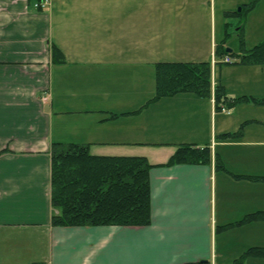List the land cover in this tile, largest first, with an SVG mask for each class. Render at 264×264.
I'll return each instance as SVG.
<instances>
[{
    "label": "crops",
    "instance_id": "obj_1",
    "mask_svg": "<svg viewBox=\"0 0 264 264\" xmlns=\"http://www.w3.org/2000/svg\"><path fill=\"white\" fill-rule=\"evenodd\" d=\"M31 1L0 0V264H230L237 251L219 240L217 226L241 217L242 202L217 193V142L208 145L209 164L165 165L181 143L171 140L181 121L165 108L176 95L125 115L106 106V76L206 60L215 0H50L42 9ZM53 44L63 62L52 60ZM185 46L190 52H181ZM180 53L191 60H178ZM121 116L127 123L116 125ZM52 142L85 145L92 160L115 164L145 156L151 222L59 223ZM246 259L264 264V257Z\"/></svg>",
    "mask_w": 264,
    "mask_h": 264
},
{
    "label": "rangeland",
    "instance_id": "obj_2",
    "mask_svg": "<svg viewBox=\"0 0 264 264\" xmlns=\"http://www.w3.org/2000/svg\"><path fill=\"white\" fill-rule=\"evenodd\" d=\"M249 1L252 0H215L214 10L210 14V41L203 43L201 51V56H205L211 63L213 79L223 85L229 99L247 96L248 100L235 102L232 99L229 103H222L219 109L215 106L213 90L209 96L181 92L175 94L165 107L169 118H179L181 121L179 136L171 137L172 141L179 140L180 144H188L187 141L199 144L208 142L205 144L210 146L217 142L214 159L217 156L223 165V169L215 168L218 170L217 193L219 196L227 195L242 202L235 209L236 216L242 213L241 217L219 225L217 229L221 233L219 240L222 243L229 242L230 247L237 251V256L249 248L250 242L264 245V103L250 99L264 98V65L224 62L225 58L237 60L236 54L264 40V0H257L243 18L237 14L226 15L228 11H241L238 10L239 7ZM236 2L242 3L239 5ZM30 4L42 9L50 5V0H33ZM239 24H243L242 31L238 29ZM213 31L215 36L212 44ZM218 46L232 51L233 54L215 57V47ZM184 50L181 52L188 53L190 47L185 46ZM180 54L177 55L180 56L178 60H191L187 59L190 55ZM155 63L141 65L142 70L138 74L106 76L108 110L115 111L117 116L125 115L127 113L120 112L131 110L135 105L140 104L137 107L139 108L153 102L151 99L155 95ZM148 96L151 98L147 99ZM165 97L169 96L160 99ZM127 119L126 116H121L115 121L116 125L126 124ZM259 211L260 216H263L260 219L234 224L246 214ZM257 222L262 223L257 227L250 226ZM224 225L227 226L223 227ZM246 258L242 264H246Z\"/></svg>",
    "mask_w": 264,
    "mask_h": 264
},
{
    "label": "trees",
    "instance_id": "obj_3",
    "mask_svg": "<svg viewBox=\"0 0 264 264\" xmlns=\"http://www.w3.org/2000/svg\"><path fill=\"white\" fill-rule=\"evenodd\" d=\"M256 1L244 3L240 7L241 11H228L226 15L237 14L243 18ZM238 29L242 31L243 24H239ZM215 48V57L233 54L221 46ZM51 52L53 61H64L63 53L56 45L51 46ZM236 56L237 60L229 62L263 66L264 40L250 49H243L242 53ZM211 76V63L208 60L158 61L155 63V95L151 100L181 92L209 96L213 90L215 106L220 109L222 103H229L233 98L229 99L225 94L222 84L212 85ZM250 99L264 103V98ZM233 100L239 102L248 98L241 96ZM50 156L56 181V187L52 191L53 204L61 208L59 223L66 225L117 223L142 227L151 222L149 170L152 164L145 156H131L127 158L128 164L125 162L126 158H117L120 162L115 164L116 158L111 157L92 160L85 145L62 142H52ZM211 158L208 145L198 147L192 144H179L165 165L209 164ZM214 162L216 169H223L222 162L217 156ZM259 213L260 211L246 214L234 224L260 219L263 216ZM249 256L264 257V246L249 247L230 264H242Z\"/></svg>",
    "mask_w": 264,
    "mask_h": 264
},
{
    "label": "built area",
    "instance_id": "obj_4",
    "mask_svg": "<svg viewBox=\"0 0 264 264\" xmlns=\"http://www.w3.org/2000/svg\"><path fill=\"white\" fill-rule=\"evenodd\" d=\"M230 59L229 58H225L224 62H229Z\"/></svg>",
    "mask_w": 264,
    "mask_h": 264
},
{
    "label": "water",
    "instance_id": "obj_5",
    "mask_svg": "<svg viewBox=\"0 0 264 264\" xmlns=\"http://www.w3.org/2000/svg\"><path fill=\"white\" fill-rule=\"evenodd\" d=\"M238 10H240V7H239V9H238ZM226 51H228V52H229L230 50H228V49H227Z\"/></svg>",
    "mask_w": 264,
    "mask_h": 264
}]
</instances>
